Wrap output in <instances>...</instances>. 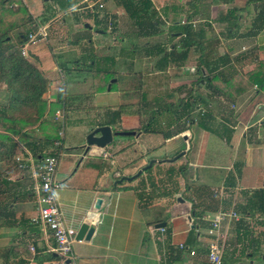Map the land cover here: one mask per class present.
Wrapping results in <instances>:
<instances>
[{
  "label": "crops",
  "instance_id": "obj_1",
  "mask_svg": "<svg viewBox=\"0 0 264 264\" xmlns=\"http://www.w3.org/2000/svg\"><path fill=\"white\" fill-rule=\"evenodd\" d=\"M32 1L36 3V0ZM74 5L75 4H72L67 8H72ZM100 5V7H98V5L97 7L100 9L103 8V4L100 3ZM244 5H246L245 2ZM161 6V9L164 10V15L166 11L173 15L177 13V11L171 7V4L168 6L163 4ZM26 8L31 15V21L26 24H30V26L26 28L27 31L34 29L36 26L47 25L50 27L51 21L55 22L62 16L59 11L55 12L47 22L38 25L36 23V18L39 16V12L34 13L28 7ZM246 8L248 9V7ZM260 8L256 10V13L253 14L252 17H255L258 12L264 14ZM139 9L142 11L144 10V8ZM115 12L118 13V11ZM103 14L107 15L108 13L102 12L101 16H103ZM108 15H110L109 19H111V14ZM164 20L166 22L168 18L165 17ZM109 26H111V23H109L107 27L109 32H119L125 35L123 32L119 31V25L117 26L114 24L111 27ZM55 27L56 26H51L49 34L47 35L48 38L45 40L52 56L58 52L65 53L70 50V48L75 47L76 41L80 40L76 39L77 37L80 38L83 36L84 38L82 33H78L77 35V32L74 33L71 31L70 37L58 39L55 36L58 29ZM60 27H64V24L60 25ZM122 28L125 29V26ZM172 29L173 28L167 26L166 30L172 34H176ZM156 30L158 31L157 28ZM159 30V33L154 36L140 35V33H138V35L146 38L157 37V35H161V29ZM137 31H139V29H137ZM143 31L149 32L150 29L146 28ZM245 32L241 33L242 37L252 39L254 44L257 42L259 45L264 44V26L259 29L256 35H246ZM64 36H67V34ZM69 38L70 40L67 41ZM103 38H105L103 33L97 30H93L90 38H84L87 39V46H90V48L84 47L82 42L79 44L77 49L78 55H73L72 58L75 60L70 62L71 66L67 71V73H69L68 75H64L65 66L62 65L61 61L59 63L56 58L53 57V60H50L51 64H53L51 66H45L40 52H35L36 55L34 58L37 60V67L47 79V90L43 93L41 101L37 105V117L38 122H46L42 125L39 132L48 136V143L42 144V142H40L38 149L40 151L45 150V152L42 153L37 150L36 153L48 155V153L53 150L51 143L55 140H59L60 152L58 154V165L55 178L57 176L56 180L60 183L64 182L65 184H62V187L59 186V188L55 190L54 197L59 206L63 221L66 225H72L73 227H71L75 229V231L81 223H86L94 227L89 239H81L73 242L71 245V250L77 259L75 260L76 263L109 264L110 261H114L117 264H153L154 261L156 264H176L178 261L179 263L182 262V264H205L206 242L209 239V236L204 235L208 223L207 219L212 218L217 212H229L234 213L233 216L222 221L219 229L221 236V256L224 253V256L228 257L229 255L230 258H233L238 254V256H244L249 264H264V131L262 130L264 128L262 125L264 122L261 118L256 119V121H251L254 111L247 116V121H243L245 122L244 129L249 126L246 122H257L258 124L256 125H258L259 128L254 130L257 135L254 134L256 138L254 139L256 141H253L251 144L252 146H250V143L246 139L247 132H243L242 134L240 132V137L237 142H240L241 139L245 141L244 151L241 156L244 168L240 169L238 178H234L236 183H233L231 179L233 176L231 170L234 166L237 165V167H239L238 165H240V158H238V155L236 157V155L231 154V161L234 159L236 161L234 160L231 162L225 169L220 167L225 170L223 178L215 177L213 182L210 177V172L208 171L210 165L204 161L206 159L205 155L207 154V150L205 147L201 148V150L190 153V159L187 161V166L192 173L190 181L196 183L199 181L201 183L200 185L187 187L188 191H190L191 188L190 193L194 196L192 203H190L191 200L187 202L188 209H183V213V211H180L179 207L171 205L169 210H164L163 208L161 213L159 212L160 210H158L159 214L158 212L156 213L155 209L154 211L151 209L154 204L150 203V192H148L147 188L150 185L148 181L149 175L154 174V169H157V167L152 168L148 166L143 168L144 162L148 160L147 154L151 155L147 151L149 140L144 141L147 147H143L144 145H142V148L146 149L145 151L147 154L144 153L145 151L138 148L141 139H147L145 134L148 136L150 130L144 129V131H142V122L139 121V116L133 114V105L131 104L134 98L130 94L131 91L126 87L129 86L127 82L132 79L130 77L131 75L129 74V77H127L124 75L127 73L126 70L124 71L122 68L123 71L117 72L115 68V64L118 62L120 63L121 59V65L126 61H133V59L128 56L123 60V57L110 54L112 56L111 65L108 69H105L102 64L106 54L101 52L105 48L109 50V46L104 43L105 40ZM175 38L179 40L178 36H175ZM121 42H123V40ZM143 45H146L148 49V55L145 53L142 55L150 59V63L148 62V67L150 69L148 72L149 74H163V77L170 80L171 78H176L175 74L180 73L183 75L184 72L181 71L183 69L185 70V64L187 62L192 63V61L186 59V63L181 66L180 58L173 59L171 62L168 58L166 60H160L162 54L168 52V50L180 52L181 50L179 47H181V44L179 43L174 45L173 43L172 45L170 44L168 49H165V43L162 40H158L154 43L147 40ZM151 49L154 50L153 52H156L157 49H161V52L153 54L150 52ZM122 50L123 48L121 47V49H119V55L121 56L123 54ZM89 51H92L95 56L94 58L98 60V62H96V64H98L97 69L100 70L98 72H117L115 75L117 77L115 81H113L117 82V79L120 78L125 83L118 82L117 86L113 89L110 85L106 87V81H103L101 84L104 86L103 89H95L93 87V82L89 80V74L93 73L92 69L88 68L86 72H83L85 69L84 62L76 58L84 54L87 55ZM124 57H126V55ZM92 65L94 66V61ZM130 66L132 67V64ZM177 68L179 69V73L174 71V74H171V69L177 70ZM189 75L185 77H191V74ZM177 85L174 92H179L180 96L184 86H182L181 83L179 84V82ZM191 94H194L193 90ZM96 97H102L104 101L101 106L103 105L102 107H105V109L112 111L117 107H121L123 112L115 119V122L104 121L99 123L95 121L91 123L90 129L84 130L86 126L82 128V126L78 125L80 123L83 124V117H80L79 114L87 112L88 109H85L84 106L88 105L91 101L94 102ZM242 98L243 100L239 101L240 105H244L243 103L247 102L244 96ZM218 102L221 106L225 107L222 99H219ZM250 102H256V108L258 106H263L264 93L255 91L254 93H250ZM206 108L208 115L203 125H207V128H197L204 138L202 140L200 139L198 143H207L208 137H211V139L218 137L219 141L223 140V136L220 132L218 133L214 127H211L212 124L210 123L212 122H216L215 125H218L217 122H221L219 125L220 129L227 128L232 136L235 135L236 124L233 120V114L229 115L230 110L226 111V115H223L222 111L224 108L220 107L221 112L219 115L222 116L219 118L221 121H214L211 111L216 109L218 112L219 107L217 105L213 106L211 103L207 105ZM57 109L63 112L62 120L59 118L56 119L53 116L54 111ZM178 115L180 119V107ZM67 118L70 123V128L73 129L67 136V140L70 142L69 144L65 143V135L62 129L64 120ZM178 121L179 120H177V122ZM55 122L60 123L61 127H56L54 131ZM183 124L184 122H180L176 125L174 131L179 132V136H183L184 139H186L185 143L183 142L184 139L180 141L181 147L183 148L180 152L184 153L187 152L184 149L187 148L188 150L190 146L192 147L190 142L194 136V127L192 124L188 123L189 125L183 128ZM36 125L37 130L40 127V123H36ZM99 125H108L111 130L115 131L140 128V130H134L135 134L127 135L132 136V140L118 142L121 151L126 150V148L131 149L135 147L138 154L130 156V159H127L128 163L120 165L118 164L119 158L115 159V152L107 148L109 144L103 147L91 146L89 150L84 152L83 145L85 144V136L88 130H92ZM60 130H62V132H60ZM154 132L156 133L157 131L155 130ZM156 134L159 136L158 133ZM175 134L177 133H174V135ZM176 136L177 135L166 139L165 133L164 137L161 133L160 137H162L163 144L160 143L158 145L157 148L159 149L157 152H160L162 149L163 155H169L172 146L169 147L168 143L171 142L173 146L175 143H178ZM197 136L199 137V134ZM13 138L15 137H12V139ZM17 144V146L15 145L18 147L16 151L19 150L18 152L20 154H24L25 150L35 157L25 145L23 146V143L18 142ZM230 147H233V145ZM250 147H254V150H251ZM62 149L66 151L61 152ZM234 152L236 151H233V153ZM62 153L65 157H68V160H60ZM16 155H12V161H14ZM164 160L165 162L171 161L170 158H163L161 161L163 162ZM124 162H126V160L122 159V163ZM73 163H75V165ZM6 165L7 161L0 160V264H55L57 259L55 253L48 251V248L53 245L52 239L48 236V233L44 234L37 225L31 222V218L36 214L35 210L37 207L33 192L31 191L34 182L32 171L28 167L18 168L15 166V168L11 167L14 172L8 173L7 167L9 166L6 167ZM194 168L196 169L195 178L193 176ZM138 172H140V176L132 179V176ZM168 172L169 169L167 170V173ZM122 176L131 178L123 179ZM120 178L122 179L118 181ZM2 179L7 181L6 185H3L5 183H3ZM216 180L220 182L218 186H216ZM247 181H250V183H247ZM5 192L10 195V201L8 202L3 200L5 196H7ZM114 192V199H109L110 195ZM144 192H147V194ZM106 197L109 198L105 199ZM96 198L101 199L98 208H94V201ZM110 206L113 207L111 210H109ZM166 220L169 222V225H167ZM159 222H164L165 228L163 231L156 230L154 227V225ZM194 228H196L197 231H195ZM192 230L195 233L194 236L191 234ZM200 232L202 233L200 234ZM198 236L203 238V243H201L199 240L200 237L198 238ZM193 237L195 238L194 240ZM178 244H182L183 248H179ZM190 250L194 251L192 255L189 254ZM182 251H185V253L182 254ZM190 257H192L191 260L189 259Z\"/></svg>",
  "mask_w": 264,
  "mask_h": 264
},
{
  "label": "rangeland",
  "instance_id": "obj_2",
  "mask_svg": "<svg viewBox=\"0 0 264 264\" xmlns=\"http://www.w3.org/2000/svg\"><path fill=\"white\" fill-rule=\"evenodd\" d=\"M22 1L24 2L22 3V5L23 6L26 5V7L31 9L32 12L34 13L39 12L38 13L39 16H37L36 18V21H37L36 23L38 25H42L45 22H47V20L51 18L55 12L59 11L61 13L62 16L59 17L55 22L51 21L50 25L48 24L50 27L47 28V32H48L47 34H49V30L51 26L53 27L56 26L55 28L58 29V31L55 36L58 39H63L64 37H70L71 31L74 33L77 32V35L78 33H82L84 35V38H90L93 30H96V29L105 30V33L103 34L105 38L103 39L105 40L104 43L109 46V50L105 48L101 52V53L106 54V57L105 59H103V64H102L105 67V69H108V67L111 65L112 56L110 54H116L118 57H123L124 58L123 60H125L128 56L131 59H133V61L130 60L128 62L126 61L127 63L124 62L123 65H121L122 64V59H121V62L116 63L115 64L116 66L115 65L114 66L117 69V72L123 71L124 69V71L126 70L127 72L124 75H126L127 77H129V74L131 75L130 77L132 79H130L129 81L127 80L128 81L127 83L129 84V86H126V87L129 91H131L130 94L134 98L132 99L133 103L131 104L133 105L132 110L134 113L137 112L136 115L139 116V121L142 122L141 130L144 131V129L146 128L149 130L152 128H155L157 131L156 133L159 134L158 136L154 131H150V134L148 136L147 134H145L147 139L145 138L141 139L140 141L141 143L138 145L139 149H141L142 151H145L146 149H143L142 145H144L143 147H145L146 144L144 143V141L149 140L148 142L149 148L147 146L146 147H147V151L151 155L147 154L146 151L144 152L145 154H147L148 160L147 162L146 161L144 162L143 167L148 166L147 164L151 160H152V163L149 166L152 168L157 167V169H154L155 172L153 171L154 174L149 175V178H151L153 185L152 186L149 185L147 188L148 192L151 193L150 203L154 204L153 208L151 207L153 211L155 209V212L157 213L158 210H160L159 212L161 213L162 212L161 210H163V208L164 210L165 209L169 210L171 205L179 207L181 212L183 211V209L185 210L188 209L187 202L191 200L190 203H192V201L194 200L193 199L194 196L193 194L190 193L191 188H190V191H188L187 187L189 186L191 187L192 185H198V184L200 185L201 183L199 181L197 183L190 181L192 178V173L190 171V168L187 166V161L190 159V156H189L190 153L201 150V148L205 147V149L207 150L206 151L207 154L205 155L206 159L204 161H206V163L210 165V169H208V171L210 172V177L213 180V182H214L215 177L223 178V173L225 172L224 169L226 168L227 165H229L231 162L235 160L234 159L233 161H231V154L236 155V157L238 155V158H240V161H239L240 165H238L239 167H237V165L234 166L233 169L231 170L232 175L234 176V177L232 176L231 179L233 183H236L235 179L238 178V174H240V169L244 168V164H243V160L241 156L244 151L245 141L244 139L240 138L241 139L240 142H237V140L240 137V132L241 134L243 132H247L246 139L250 143V146H252L251 144L253 143V141H256L254 134L257 135V133H255L254 130L259 128L258 125H256L258 124L257 122H246L249 126L246 127V129H244L245 122L243 121L244 120L247 121L248 120L247 116L253 111H254V114L251 118V121H256V119L261 118L264 113V108H263L264 104H262L263 106L261 107L258 106L256 108V105H255L256 102L255 103L250 102V93H252L253 91H250L244 95V98L247 95L245 98L247 102L243 103L244 105H240V102H239L243 100V98L233 103L231 102V100H228L227 98L211 97L209 99L208 97H206L207 90L203 86L202 80H200V83H194V81L196 78H198L199 74L207 75L208 68L211 63L215 64L219 68L223 67L225 64L228 66H225L223 68H225L227 71L232 72L233 70H235V72H241L242 70L251 68L252 62H249V63L246 62V61H252L250 54H254L258 58H261V57L264 58V44L259 45L258 42L254 44L252 39L247 38V37H242L240 35L241 33H244L247 29L251 27L252 25L251 21L253 20L252 16L253 14L256 13V10L260 7L264 10V0H150L149 1L150 5L148 6V9L146 10L147 13L145 15H143L144 12L142 10L140 9L138 10L137 8L138 10L137 13H134L132 16H128V17H127V13H128L127 11L124 15H120L119 12L118 13L115 12L116 10L117 11L123 10V8L121 6H115L113 0H36V3H33L32 0H22ZM129 1L133 3L135 0H124L123 2L127 4ZM244 2L246 5H244ZM100 3L103 4L102 5L103 8L101 9L97 7V5ZM171 3L177 4L178 6L177 13L173 15L171 13H167L166 11L164 15V10L161 9L162 7L161 5L164 4L168 6ZM72 4H75V5L72 8H67ZM88 4L89 5L93 4V5L91 7H87ZM7 5L11 11H15L18 8V4L15 1L10 2ZM244 6L248 7V9ZM137 7H140V4ZM229 7L235 8L234 15L238 17L236 19L235 27H233V25L230 24L231 23L230 17H229L230 21L228 22L226 21L218 22V20L216 19L220 15L224 14L225 10ZM196 8L198 9V11L196 15L192 17L194 18L192 22L195 23V28H197L196 29L197 31L200 28L202 29V36L201 37L197 36L196 37L197 41H200L203 47L211 46L210 48L212 50L211 51L212 53H211V56H209L207 59L210 61V64L200 65L199 66L201 68L200 72L199 73L196 72L195 74H193L194 73L193 71H195L196 69V66H195L196 57L198 56L199 53L193 50L194 49L193 47L192 48L189 47L188 49L189 53H188L187 58L188 60L192 61V63L187 62L185 64L186 65L185 70L183 69L181 71V72H184L183 75L179 73L178 68L177 70L171 69V74L172 73L174 74V71L178 72L179 74H175L176 78H171L170 80H167L165 77H163L162 76L163 74L161 75H159L158 73L149 74L148 72L150 69L148 66L150 63L149 62L150 59L142 55L144 53L148 55L147 46L143 45L144 42L148 40L149 42L154 43V42H157L158 40H162L165 43V46H164L165 49H168L171 43H173V45L176 43H179V40L175 38V34L169 33L166 30L167 26L170 27L174 23L173 21L177 22V21H183L185 18L187 19L188 17L187 10L195 11ZM20 10L23 13V10L21 8ZM102 12L111 14V19H109L110 15L107 14L109 17L107 18L108 20L106 22L107 24L105 27L102 21L95 23V17L96 19H98V21L102 20L101 19ZM164 16L168 18L166 22L164 20L165 18ZM133 21H139L138 25L133 24L132 23ZM143 21H149L151 22V24L153 23V21H156L157 22L156 28L158 30L161 29V35L160 36L157 35V37H150V38L136 35L138 34L137 29H142L141 26L143 25H141V23ZM109 23H111V26H113L114 24H116L117 26L119 25L120 27L119 31L123 32L125 35H122L119 32H116V33H113L112 31L109 32V30H107ZM62 24H64V27H60V25ZM28 26H30V24L21 25L20 27H16L15 29H11L5 32L7 37H6L5 42L2 44V47H3L2 49L5 50V53H8L10 51L7 49L6 44L12 45L13 47H17V48L20 47V45L24 41V39L22 40V38H24V35L26 34L25 31L27 32L26 28ZM124 26H125V29L122 28ZM174 28L179 29L178 26ZM227 30H228V33H229V30L232 31L233 33L230 35H227L226 34ZM141 32L143 33V30L139 31L140 34ZM65 34H67V36H64ZM123 36L125 37V39L123 40V42H121L120 37L123 38ZM84 38L83 36L80 38L77 37L76 39H80V40H77L76 41L77 43L75 42L76 43L75 47L70 48V50L66 51L65 53H59V52L57 54L55 53L53 54V56L50 54L49 52L50 50L45 43L46 39L36 42V43H31L26 46L27 50L24 56L26 57L27 60L33 63L36 67H37V60L34 59L36 55L35 52L41 53V57H42L43 62L45 63V66L53 65L51 64L50 60L52 61L54 57L57 59L59 63L61 61L62 65L65 66L63 73L64 75L65 74L68 75L69 73H67V71L69 70L71 66L70 62H72V60H75L72 57L73 55L74 56L78 55L77 49H78L79 44L82 42V45L84 44V47L90 48V46H87L88 45L87 39H84ZM69 40L70 38L67 39V41ZM121 47L123 48L122 56L119 55V49H121ZM153 49H151L150 52L153 54L157 53V52H153L154 51ZM179 49L181 50L183 49V47L182 48L179 47ZM125 55L126 57H124ZM94 57L95 56L93 55L92 51H89L87 55L84 54L82 56H77L76 58H79L81 62H84L85 69L83 70V72H86L88 68L92 69L93 73L89 74V80L93 82V87L95 89H103L104 86L101 85L103 81H106V87L107 85H110L111 88L113 89L117 86L118 82L125 83L120 78L117 79V82H114L115 78L117 77L115 76L117 72H111V73L110 72H104V73L98 72L100 71L99 69H97L98 64H96L98 60H96ZM93 61H94V66L92 65ZM222 61H224L225 63L223 64ZM131 64H132V67L130 66ZM189 74H191V77H189L190 76ZM186 75H189V76L185 77ZM178 82L179 84L181 83L182 86H184L180 96H179V92L178 93L177 91L174 92V89H176V86H178L177 85ZM189 87H192L194 91V94H192V97H196V94H200L201 96L205 97V100L207 99L208 101L207 105L212 103L213 106L217 105L219 107L218 112L216 109L211 111L214 121H221L219 118L222 116V115H219V113L221 112L220 107L224 108V110L222 111L223 115H226V111L230 110V113L233 114V117H234V119L233 118L232 119L235 121L234 123L236 124L235 125L236 133L234 136H232L231 133L227 130V128L220 129L219 125L221 124V122H217L218 125H215L216 122H212L210 123L212 124L211 127H214L218 133L220 132V134L223 136V140L219 141L218 137L217 138L214 137L212 139L211 137H208L207 143L206 142L198 143L200 139L201 140L204 139L203 136H201V132L197 130V128L199 129V126L196 124L198 123L197 111L200 108H202L203 105L201 106L199 102L196 101L197 105L192 110V113H191L192 117L188 116L189 119L192 118L193 120L192 122H188V123L192 124L194 127V136L190 142L192 147L190 146L188 150L187 148L184 149L187 152H184L183 154H181L180 150H182L183 148L181 147L180 141L183 140L184 137L179 136L180 134L178 132L177 134H175L177 135L176 138L178 139V143H175L173 146V144L169 142L168 146L169 147L172 146L170 154L163 155L162 149H161L162 151L160 150L161 153L157 152V150L159 149L157 148L158 145L160 143L163 144L162 137H160V134L162 133V136L164 137V133H165L166 139L169 137L175 136L174 135V133H176V131H174L175 126L183 121V118L179 120L178 118L176 119L175 117L178 114V113H175V108L177 109V112L179 111V105L175 103V100L177 98H181L183 101L185 97V92L189 90ZM141 94H143L142 98H141ZM5 96L6 95H5L4 85L0 83V107L5 102ZM219 99L220 100L222 99L224 101L225 107L220 105V103L218 102ZM103 101L104 100L102 99V97H96V100L94 102L91 101L88 103V105L84 106L85 109H88V110L85 113L82 112L79 114L80 117H83L82 119L83 124L82 123L78 124L82 126V128L86 126L84 130L90 129L91 123H94L95 121L99 123L104 122V121H113V122L115 121V114L109 111L108 109H105V107H102L103 105L101 106V104H103L102 103ZM175 104L177 105L175 106ZM204 107L205 106H203V109ZM155 109L157 110L161 109V111L160 110L157 111ZM207 115L208 114H206V119H207ZM203 118L201 120H203ZM147 120H149V123H148L149 127L147 126V122H148ZM177 120L179 121L177 122ZM237 121H240V122H237ZM39 123H40V127L37 130H36V127H37L36 124L27 126L25 128L26 135H28V137L30 138H34L33 140L36 142V145H37L36 147L38 148H39L40 142H42V144L48 143V136L44 135L42 132H39L40 128H42V125L46 122H39ZM55 123L56 124H54V128H53L54 131L56 127L58 128L61 127L60 123L58 122H55ZM188 123L184 122L183 128H186L189 125ZM262 125L264 126V124ZM62 129L65 135V143L69 144L70 142H68L67 136L69 133L73 131V129L70 128V123L68 121V118L64 120ZM133 129L140 130V128H133ZM53 130H52V133H53ZM262 130L264 131V128ZM0 131H3V130H0ZM89 131L90 130H88V132ZM60 132H62V130H60ZM198 134H199V137L197 136ZM123 140H132V136L114 135L112 137V141H110L112 143L109 142L108 143L109 146H107V148L115 152L116 154L115 159L119 158L118 164L120 165L128 163L127 159H130V156H135L138 154V152H136L135 147L131 149L126 148V150L121 151L119 149L120 144H118V142L123 141ZM185 140L186 139L183 140L184 143H185ZM12 141L15 145L19 142L17 137L13 138ZM232 145L233 147H230ZM16 146L14 147V153L12 154L13 155L17 154L16 156H19L20 153L18 152L19 150L16 151V148H18ZM250 149L254 150V147H250ZM65 151L66 150H63V149L61 150V152H65ZM233 151H236L238 153L236 152L233 153ZM39 152L44 153L45 150H41ZM163 158H170L171 161L165 162L164 160L162 162L161 160ZM122 159H125L126 162L122 163ZM60 160H68V157H65L64 154L62 153L60 156ZM14 163L17 164V161L15 160V158H14ZM14 163H12V159L10 158L7 161L6 167L7 166L12 167ZM75 163L73 164L75 165ZM169 168H170V173L168 174H174L173 176L172 175L168 176L167 170ZM193 176H194V172H193ZM263 180H264V169H263ZM247 183H250V181L249 182L247 181ZM62 184L64 185L65 183L61 182L60 186ZM219 184L220 182L218 180L216 186H218ZM119 190H122V189H119ZM5 193L7 194V192ZM114 197H115V192L110 195V198L106 197L105 199L109 198L113 200ZM178 199H181L182 201L180 202L178 201ZM3 200L7 202L10 201V195L7 194V196H5ZM111 208L113 207L110 206L109 210H111ZM187 213H190V212H187ZM166 222H167V225H169V222L167 220ZM201 233L202 232H200V234ZM191 234L193 236L195 235L193 230ZM204 235H206L205 232H204ZM200 236H198V238ZM194 239L195 238L193 237V240ZM199 240L201 241V243H203L202 237H200ZM184 253L185 251H182V254ZM189 259L191 260L192 257H190ZM246 260L247 259L244 258V256L241 257V256H238V254H236L233 258H230L229 255L228 257L224 256V253L221 256L222 264H249ZM109 264H117V263L114 261L112 262L110 261ZM153 264H156V262L153 261ZM176 264H182V262L179 263L177 261Z\"/></svg>",
  "mask_w": 264,
  "mask_h": 264
},
{
  "label": "trees",
  "instance_id": "obj_3",
  "mask_svg": "<svg viewBox=\"0 0 264 264\" xmlns=\"http://www.w3.org/2000/svg\"><path fill=\"white\" fill-rule=\"evenodd\" d=\"M17 2L18 8L15 11H11L8 8L10 2ZM124 0H114V3L117 6H121L124 11L128 12L129 16H132L134 13H137L139 8H144L143 12L146 14V9L150 5L149 0H135L133 3L129 1L127 4L123 2ZM21 0H0V83L4 85L5 89V102L0 107V160L1 161H8V159H12V153H14L15 144L12 142V137H17L18 141L23 143L26 148H28L35 157H42L43 154H37L36 151H40L38 147H36V142L33 140L34 138L28 137L26 135L25 128L30 125H34L38 122L37 117V109L38 103L41 101L43 93L47 90V79L43 76L42 72L29 60L26 59L24 55L21 54V47H13L12 45H7V49L10 50L8 53H5V50L2 48V44L6 40V31L11 29H15L16 27H20L21 25H26L31 21V15L28 12L27 8L22 5ZM140 4V7L137 6ZM7 5V7H6ZM171 7L178 10L177 4L171 3ZM20 8L23 10L21 12ZM138 8V10H137ZM180 8V7H179ZM261 11L264 12L262 8ZM198 9L194 11L188 12L187 19L185 18L182 22L181 21H173L174 23L170 26L176 32L175 36L179 37V44L183 47L180 52H174V50H168L160 57V60H166L167 58L170 59V62L173 59H181L180 65H184L188 56V49L189 47H193L196 52H198V56L196 57V72H200L201 68L199 67L202 64H210V61L207 60L209 56H211V46L203 47L200 41H197V36H202V29L195 28V23L192 21L194 18L193 16L196 15ZM235 8H227L225 13L217 17L216 19L218 22L223 21H230L229 17L231 18V23L233 27L236 26V19L238 18L234 15ZM107 15L103 14L101 16L102 20L96 19L95 23L103 22L104 27L106 26L107 22ZM189 18V19H188ZM191 18V19H190ZM251 27L249 30L245 32L246 35H256L261 27L264 26V14L258 12L255 17L252 18ZM196 21V20H195ZM139 21H134L133 24L138 25ZM142 29L139 31L149 28L150 31H143L141 34L154 36L159 33V30H156L157 22L153 21H143L141 23ZM263 25V26H262ZM178 26L179 29L174 27ZM36 28V27H35ZM7 29V30H6ZM139 31H137L139 33ZM171 31V30H170ZM26 33V31H25ZM171 33V32H169ZM233 32L228 30L226 32L227 35L232 34ZM140 34V35H141ZM26 35V34H25ZM25 35L24 38L25 39ZM138 35V34H136ZM241 35V34H240ZM172 45V43H171ZM21 46V45H20ZM158 48V46H157ZM157 53L161 52V49L156 50ZM248 54V53H247ZM252 61V66L250 69L242 70L241 72H235V70L227 71L224 66L219 68L215 64L211 63L208 68L207 75L199 74L198 78L195 79L194 83H200L202 80L203 86L206 88L207 93L206 97L209 99L211 97L216 98H227L231 100V102H235L241 99L245 94L250 91L255 92H263L264 93V58H258L254 54H250ZM228 63V62H227ZM219 66V65H218ZM180 89V88H178ZM177 89V90H178ZM193 89L189 87V90L185 92L184 100L182 101L181 98H177L175 103L179 105L181 108V118H183L184 122H192V118L189 119L188 116L192 117L190 114L191 111L196 107L197 102L202 106H205L203 109L200 108L197 111L198 116V123H196L201 128H207V125L204 126L203 122L206 119V114L208 113L206 106H207V99L201 96L200 94H196V97H192L191 91ZM143 94H141L142 98ZM197 101V102H196ZM202 101V102H201ZM201 102V103H200ZM175 104V106L177 105ZM193 106V108H192ZM173 107V106H172ZM191 107V109H190ZM264 108V106H263ZM143 110V108H142ZM157 110V109H155ZM161 111V109H158ZM157 110V111H158ZM115 114V119H117L122 112L121 107H117L116 109L111 111ZM179 112V111H178ZM177 109L175 108V113H178ZM134 113V112H133ZM174 113V114H175ZM134 114H137L134 113ZM161 114V113H160ZM231 115V113L229 114ZM176 119H179V115L175 116ZM204 117V118H203ZM203 118V120H201ZM179 119V120H180ZM261 120L264 122V113L261 117ZM147 126L149 120H147ZM182 121V122H183ZM202 121V122H200ZM113 122V121H112ZM115 122V121H114ZM190 124V123H189ZM149 127V126H148ZM146 130H149L146 128ZM155 128L150 129V131H155ZM178 133V132H176ZM23 145V146H24ZM51 147L53 148L52 152L48 153L49 155H55L58 157L60 152V144L54 147L51 143ZM14 163V161H12ZM17 165V166H16ZM18 167V164L12 166V168ZM19 168V167H18ZM24 168V167H20ZM8 173L14 172L11 167H7ZM6 173V172H5ZM170 173V168L169 172ZM167 173V174H168ZM173 176L174 174H168V176ZM140 176V172L134 174L132 179H135ZM150 185L152 186L151 178H148ZM3 185L7 184V181L2 179ZM1 185V184H0ZM147 194V192H144ZM149 199H151V193H149ZM165 228V226H163Z\"/></svg>",
  "mask_w": 264,
  "mask_h": 264
},
{
  "label": "built area",
  "instance_id": "obj_4",
  "mask_svg": "<svg viewBox=\"0 0 264 264\" xmlns=\"http://www.w3.org/2000/svg\"><path fill=\"white\" fill-rule=\"evenodd\" d=\"M93 5V4H92ZM91 4L87 7H91ZM101 5L98 4V7ZM182 22V21H181ZM47 25L36 26L28 30L25 39L21 44V54H26V46L31 43L45 40L47 38ZM54 118L63 119V112L59 109L53 113ZM62 123V122H61ZM60 144L59 140L53 141L54 147ZM18 167H28L32 171L34 182L31 191L36 203V214L31 218V222L52 239L53 245L48 248L49 252L55 253L57 259L55 264H77L75 255L71 250L75 239L76 231L69 225H66L61 216L59 206L55 200L54 192L60 186V182L55 178V172L58 165V157L55 155H44L42 157H33L24 150V154L14 157ZM234 213L217 212L212 218L207 219L205 233L209 236L206 242V260L205 264H221V242L220 226L221 222L227 220ZM156 230L163 231L164 227H157ZM197 231L196 228H194ZM183 248L182 244H178ZM193 250L189 251L192 255Z\"/></svg>",
  "mask_w": 264,
  "mask_h": 264
},
{
  "label": "water",
  "instance_id": "obj_5",
  "mask_svg": "<svg viewBox=\"0 0 264 264\" xmlns=\"http://www.w3.org/2000/svg\"><path fill=\"white\" fill-rule=\"evenodd\" d=\"M134 130H111L108 125H99L90 130L85 136V144L83 145V151L86 152L91 146L103 147L112 140L114 135H133ZM183 152H181L182 154ZM175 159V158H174ZM152 163V160L147 164L148 166ZM144 166V167H148ZM143 167V168H144ZM196 177V169L194 168V178ZM123 179H130L131 177L122 176ZM120 178L118 181H120ZM181 201V199H178ZM101 202L100 198H96L94 201V208H98ZM164 222H159L154 225L155 228L163 227ZM94 227L86 223H81L76 229L75 239L76 240H87L89 239Z\"/></svg>",
  "mask_w": 264,
  "mask_h": 264
},
{
  "label": "flooded vegetation",
  "instance_id": "obj_6",
  "mask_svg": "<svg viewBox=\"0 0 264 264\" xmlns=\"http://www.w3.org/2000/svg\"><path fill=\"white\" fill-rule=\"evenodd\" d=\"M115 6H117V5L115 4ZM116 11H117V10H116ZM118 12H119L120 15H124V14L126 13V12L124 11V9H123V10H118ZM128 16H129V15L127 14V17H128ZM96 30H97V31H100V32L103 33V34L105 33V30H102V29H101V30L96 29ZM124 39H125L124 37H123V38L120 37V41H122V40H124Z\"/></svg>",
  "mask_w": 264,
  "mask_h": 264
}]
</instances>
